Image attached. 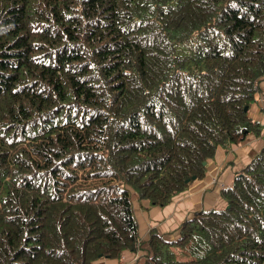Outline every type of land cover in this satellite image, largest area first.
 I'll use <instances>...</instances> for the list:
<instances>
[{
	"label": "trees",
	"instance_id": "trees-1",
	"mask_svg": "<svg viewBox=\"0 0 264 264\" xmlns=\"http://www.w3.org/2000/svg\"><path fill=\"white\" fill-rule=\"evenodd\" d=\"M262 82L264 0H0V264H264V144L174 239L132 200L264 141Z\"/></svg>",
	"mask_w": 264,
	"mask_h": 264
},
{
	"label": "crops",
	"instance_id": "crops-1",
	"mask_svg": "<svg viewBox=\"0 0 264 264\" xmlns=\"http://www.w3.org/2000/svg\"><path fill=\"white\" fill-rule=\"evenodd\" d=\"M257 120L261 121V119ZM261 122L264 124V121ZM263 144L262 138L249 134L244 141L238 145H232L228 150L218 147L214 158L208 160L205 166V177L209 176L211 179L206 180L205 177L195 179L185 191L176 195L166 206H153L146 199L139 201L137 196L133 194L132 200L134 206L140 203L139 217L134 212L138 232L139 228L141 229L142 227L145 232L148 229L150 233L151 228L156 227L160 234H163L166 239L170 240L178 236L181 223L185 219L190 218L194 212L213 207L217 209L223 208L226 204L221 197V190L230 185L234 172L242 169L260 151ZM246 146L248 147L246 148ZM238 148H242L243 156H247L248 159L244 158L238 163L233 164L236 161V155L239 153ZM208 164L210 165L209 168H212L213 171L208 169ZM167 234H170V238L166 237ZM148 235L142 234V239L145 240ZM143 245L142 249L146 251L147 245ZM137 255L139 254L123 250L119 259L102 257L94 261L93 264H134Z\"/></svg>",
	"mask_w": 264,
	"mask_h": 264
},
{
	"label": "rangeland",
	"instance_id": "rangeland-1",
	"mask_svg": "<svg viewBox=\"0 0 264 264\" xmlns=\"http://www.w3.org/2000/svg\"><path fill=\"white\" fill-rule=\"evenodd\" d=\"M261 86H262V93H258L255 97L257 98V101H256V103H254V104H252V106H251V108H250V111H249V115L252 117V118H255V119H261V121H264V83L262 82L261 83ZM248 146H246V148H247ZM238 154L236 155V161H235V163H233V164H236V163H238L240 160H242V159H248L247 158V156H243V154H242V148H238ZM250 159V158H249ZM208 161V160H207ZM207 161L205 162V166H206V163H207ZM209 164H208V169L209 170H211V171H213L212 170V168H209ZM211 176V175H210ZM205 177V176H204ZM203 177V178H204ZM205 179L207 180V179H211L209 176H207V177H205ZM174 199V198H173ZM225 201V200H224ZM225 204H226V202H225ZM139 205H140V203H138V204H135V206H134V203H133V209H134V212H135V214H136V216L137 217H139ZM157 222V221H156ZM139 223V222H138ZM157 224V223H156ZM158 226V225H157ZM151 228V227H150ZM153 228H155L156 230H158L156 227H152L151 229H153ZM141 229H142V231H141ZM141 229L139 228V235H140V237L141 238H143V236H142V234H146V235H148V229H146V232L143 230V228L141 227ZM151 231V230H150ZM172 233V232H171ZM172 236H173V234H172ZM166 237H169L170 238V234H167L166 235ZM173 238H175V237H173ZM172 238V239H173ZM143 246H145V245H143ZM138 256L137 257H141V256H143L144 254H146V251H139L138 252Z\"/></svg>",
	"mask_w": 264,
	"mask_h": 264
},
{
	"label": "built area",
	"instance_id": "built-area-1",
	"mask_svg": "<svg viewBox=\"0 0 264 264\" xmlns=\"http://www.w3.org/2000/svg\"><path fill=\"white\" fill-rule=\"evenodd\" d=\"M137 258V257H136Z\"/></svg>",
	"mask_w": 264,
	"mask_h": 264
}]
</instances>
